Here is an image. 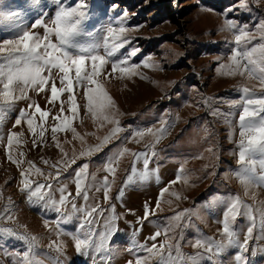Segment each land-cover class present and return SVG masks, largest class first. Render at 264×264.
Here are the masks:
<instances>
[{
  "label": "rangeland",
  "instance_id": "rangeland-1",
  "mask_svg": "<svg viewBox=\"0 0 264 264\" xmlns=\"http://www.w3.org/2000/svg\"><path fill=\"white\" fill-rule=\"evenodd\" d=\"M155 1L139 0L135 4L130 0H86L89 19L84 22L85 31L96 33L102 24L110 21L118 27V21L124 20L128 29L124 38L129 43L120 49L118 55L129 56L130 63L140 65L136 74L131 76L121 78L117 73L98 78L114 101V108L106 114L119 121L122 129L118 133L119 139L109 140L100 151L81 155L101 145L103 138L116 125L103 120L99 114L94 117L87 110L85 90L75 81L72 95L77 104L76 113L69 110L67 101L70 94L67 92L49 103L50 84L43 92L30 89V100H19L13 111L5 112L4 122L0 125V135L4 137L0 141V216L10 214L13 219H0V228H12L18 235L0 233V264H18L20 258L17 253L22 254L28 247L20 235L38 238L37 251L42 253L38 259L43 264H56L57 261L59 264H128V261L135 264L137 257L143 260L149 255L137 245L147 243L151 246L153 241L147 238L161 231L162 235L155 241L159 245L165 240L164 229L170 226L172 230L168 236L173 238V244L179 241L185 257L203 253V249L192 247L188 241L196 237L224 239L220 234V221L223 219L220 201L231 193L239 194L242 201L252 206L255 227L246 250L231 246L218 257L213 256V260L216 264H264V230L261 228L264 186L253 185L245 195L244 187L233 175V170L239 167V108L233 103L242 95L239 91L241 86H248L259 93L261 85L258 80H249L246 76L217 72L219 65L229 63L228 57L235 47V35L239 34L235 29H225L226 16L237 28L244 27L252 38L250 43L242 40L241 49L264 43V33L259 29L264 23V0H226L223 4L219 3L222 0L212 4L200 0H157L162 10L155 8ZM32 5L33 0H0V11L19 12L21 16L18 19L28 26V30L43 35V27L31 29V24L41 19L51 26V18L58 6L55 0H41L39 7ZM175 6L181 8L176 10ZM124 13H127L126 18ZM13 35L0 31V40ZM81 40L87 43L91 38L82 37ZM134 51L135 55H131ZM145 60L149 66H145ZM53 79L57 87H61L58 70H53ZM30 102L50 113L43 121L38 113L32 117L35 133L28 129L26 119L13 127L20 109L27 110L32 116L35 109H28ZM61 102H64L63 114L60 113ZM57 115H60L59 120L54 119ZM54 124L58 126L55 139L52 132ZM148 128L154 131L164 128L166 131L158 142L150 134L142 139H125L137 130L147 132ZM10 131L22 135L19 142H14L8 150L7 135ZM122 148L129 152L119 159L118 165H113L116 168L113 176L105 170L106 164ZM145 151L149 155L155 152L148 178L140 179L139 174L144 171L140 159L135 162L137 172L128 182L126 177L131 174L134 161L132 153ZM9 152L19 163L8 159ZM72 160L75 163H71ZM59 161H64V164H58ZM30 162L34 165L31 169ZM85 163L88 168L82 178V188L88 189L87 203L83 195L76 196L75 184V172ZM65 164L71 166L65 167ZM181 167V181L169 185ZM37 168L43 175L37 174ZM57 170L60 172L58 180L53 179ZM22 171L26 177L21 176ZM183 176L187 177V183ZM105 177L110 184L107 201L102 184ZM24 178L34 182L32 188L42 183L51 184V190L45 188L38 194L44 199L37 196L30 201L29 191L21 190ZM63 186H66V196L71 193L68 202L63 206L57 204L55 208L46 203L49 197L58 202L61 196L59 189ZM165 186L169 191L156 208L157 197ZM97 187L101 190L96 191ZM171 193H177L179 198ZM73 202L77 209L90 210L99 206L91 225L97 243L109 228L116 229L105 241L103 249L77 252L73 235L79 234L83 238L78 224L85 213L74 212ZM146 202L155 214L143 220ZM185 209L189 211L179 222L172 219ZM177 223L178 227L175 226ZM251 223L247 215L238 216L234 222L233 227L239 232L241 242ZM52 241L62 245L60 251L55 246L49 247ZM208 255L204 253L200 264H209ZM237 255L241 256L240 261L236 260ZM147 264H157V260L149 259Z\"/></svg>",
  "mask_w": 264,
  "mask_h": 264
},
{
  "label": "snow or ice",
  "instance_id": "snow-or-ice-1",
  "mask_svg": "<svg viewBox=\"0 0 264 264\" xmlns=\"http://www.w3.org/2000/svg\"><path fill=\"white\" fill-rule=\"evenodd\" d=\"M57 10L53 18H51V26L44 23L41 19H36L31 24V29L37 27H43V35L34 31L28 30V26L21 23L18 19L21 14L15 11H0V31L10 32L14 35L11 38H4L0 40V125L4 122L5 112L13 111L15 104L19 100H30L28 96L29 90L36 92L45 91L46 87L50 84V99L49 103L54 102L64 92L69 93L68 103L70 104V111L76 113L77 104L72 95L74 91V81L77 86L84 88V96L87 101V110L101 118L108 123L116 125L108 136L103 138L101 145H98L95 149L81 155H89L91 151H100L102 147L108 143L109 140L118 137V133L122 131L119 127V121L108 116L106 113L114 108V101L111 96L104 89L99 82V77H111L119 73L120 77L131 76L136 74L139 64L130 63V57L123 54L118 55L120 49H123L126 44L129 43L125 39V33L128 29L124 26V20L118 21V27L113 26V22H109L106 25H101V28L96 33L91 31H85L84 22L89 19V12L87 10L86 0H69L65 3V0H55ZM41 0H33V5L39 7ZM41 15H46L41 13ZM123 16L126 18L127 13ZM225 29L232 31L236 30L239 34L235 35V47L231 50V55L228 57V64H221L217 68V72L221 75L229 76H246L249 80L256 79L261 85L259 93L254 92L248 86H241L239 91L242 93L240 99L233 103L234 107L239 108L238 116V128H239V141L238 147V169L233 170V175L238 178L240 184L244 187L245 195L249 194V189L255 185L257 187L264 186V43H260L258 46L253 45L251 48L241 49V41L245 40L247 43L251 42V37L244 27L237 28L234 22L225 17ZM259 29L264 33V23L259 26ZM55 38V41L53 40ZM82 37H90V42H83ZM264 39V36H262ZM138 51V50H137ZM135 55V51L131 53ZM145 66L148 65V60L144 61ZM110 66V67H109ZM53 70H58L60 74L61 87H57L55 80L53 79ZM47 73V75H45ZM74 73V75H73ZM61 102L60 113L63 114L64 107ZM35 109L32 116H29L28 111L20 109L15 119L13 127H17L21 124L22 120H27L28 129L35 133L33 118L37 113L41 120L46 119L50 113L41 110L39 105L34 102L28 104V109ZM217 114V113H213ZM59 120L60 115L54 117ZM231 123V121H229ZM67 124V118H65V125ZM58 130L56 124L52 127L53 138L55 139V133ZM166 129L161 128L158 131H154L152 128H148L147 132L143 130L135 131L131 137L125 139L143 138L146 134H150L156 137L158 142L160 136L164 134ZM21 133L9 132L7 135V149L10 150L13 143H18ZM41 138L43 137V131L40 132ZM4 139L3 135H0V141ZM35 146V140L33 141ZM151 147H154L152 145ZM211 150V149H209ZM129 150L122 148L116 155L110 157L107 161L105 170L108 173L115 174L116 168L114 164L119 163V159L123 157ZM66 155V154H65ZM134 157L133 166L131 168V174L127 175L126 180L131 182L133 175L137 172L135 162L142 159L144 171L141 172L140 179H147L149 176V165L152 157L155 156L153 151L151 155L147 151L141 153H132ZM8 159L14 163H19L13 160L10 152ZM48 163L47 161H44ZM71 163H75L72 160ZM58 164H64V161H59ZM30 169L34 165L30 162ZM65 167H70V164H65ZM55 167V165H54ZM88 164L85 163L80 166L79 170L75 172V184H76V196L83 195V200L87 203L88 189L82 188L83 179L86 176ZM259 169V172L257 171ZM37 174L43 175L40 169H36ZM183 174V167L178 169V174L175 180L169 181V185L175 184L181 181ZM50 175V174H49ZM22 177H26L24 171L21 172ZM60 172L57 170L56 176L53 179H59ZM47 178V177H46ZM93 179H95L93 177ZM158 179V176H157ZM183 180L187 183V177L183 176ZM32 183L26 178L22 179L23 189L29 191V200L32 197L44 199L43 195H38L47 188L51 190V184H36L35 188H32ZM103 184L104 199H109L110 184L108 178L105 177ZM99 187L96 191H100ZM61 196L57 202L49 197L46 203H50L54 208L57 204L63 206L68 202V197L71 193L65 195L66 186L59 189ZM169 187L165 186L161 189L158 197L156 208H159L161 200L165 193H168ZM123 192L121 191V196ZM173 196H177V193H171ZM255 199V196H253ZM170 203V201H169ZM221 211L223 219L221 236L223 240H216L212 237H196L190 239L188 243H191L192 247L197 249H203V253L197 252L194 255H185L180 250L179 241L173 244L172 237L168 236L169 231L172 230V226L165 228L163 235L165 240L157 245L155 241L162 235L161 231H156L147 239L153 241L151 246L147 243L137 245L138 249L147 252L149 255L141 260L137 257L135 264H147L149 259H156L157 264H200V261L204 258V253H208L207 260L209 264H216L213 260V256H219L227 248L231 246H237L241 250L247 249L248 240L252 237L253 228L255 227L256 217L252 215V206L246 204L241 200L239 194L231 193L220 201ZM98 207H93L90 210L87 208L77 209L76 204L72 203L73 211L84 212V219L78 224V231H82L81 235L74 234L73 241L74 247L78 253H86L88 249L100 250L104 248L105 241L113 234L116 229L114 227L109 228L108 232L100 236L99 243L94 239L95 234L92 231L91 225L93 224V215L98 211ZM241 209L245 211L242 212ZM58 210V209H57ZM7 211V209H6ZM114 211V206H113ZM189 210L185 209L183 212H177L173 220L179 222L182 217L188 213ZM155 210L151 209L146 202L144 205V217L146 220L149 215H154ZM247 215L248 219L252 222L247 227V234L243 241L239 239V232L233 227L234 222L238 216ZM0 219L12 220V215L0 216ZM116 219V217H113ZM140 221H138L139 223ZM59 223V222H58ZM47 227V222H45ZM176 227L179 226L177 223ZM261 228L264 230V213H261ZM0 233H6L11 236L18 235L12 228H0ZM58 233L57 235H59ZM137 233H133L136 235ZM19 238L24 240L28 247L23 253H17L20 258L18 264H43V261L38 259V256L42 253L37 251L38 238L35 236L29 237L26 235H20ZM182 238V237H181ZM56 247L57 251H60L62 245H57L55 241H52L49 247ZM175 250V255H173ZM236 260L240 261L241 256L237 255ZM59 264V261L56 262ZM128 264H133V261H128Z\"/></svg>",
  "mask_w": 264,
  "mask_h": 264
},
{
  "label": "trees",
  "instance_id": "trees-1",
  "mask_svg": "<svg viewBox=\"0 0 264 264\" xmlns=\"http://www.w3.org/2000/svg\"><path fill=\"white\" fill-rule=\"evenodd\" d=\"M201 2H208V3H216V2H218V1H221V0H200ZM130 2H132V3H135V4H138V2H139V0H130ZM155 2H157V0L155 1ZM223 2H226V0H222V2H219L220 4H223ZM162 5H163V3H162ZM146 5H144V7H145ZM161 6V3H159V2H157L156 3V9H158V10H162L161 8H159ZM162 8H163V6H162ZM177 8H181V7H179V6H175V9L177 10ZM166 14V13H165ZM157 17V16H156Z\"/></svg>",
  "mask_w": 264,
  "mask_h": 264
}]
</instances>
